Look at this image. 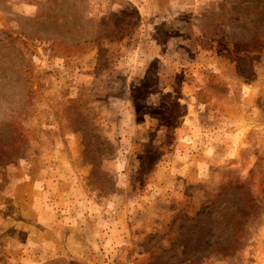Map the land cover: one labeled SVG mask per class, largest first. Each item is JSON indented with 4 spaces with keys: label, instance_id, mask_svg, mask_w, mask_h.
Here are the masks:
<instances>
[{
    "label": "rangeland",
    "instance_id": "1",
    "mask_svg": "<svg viewBox=\"0 0 264 264\" xmlns=\"http://www.w3.org/2000/svg\"><path fill=\"white\" fill-rule=\"evenodd\" d=\"M0 264H264V0H0Z\"/></svg>",
    "mask_w": 264,
    "mask_h": 264
}]
</instances>
